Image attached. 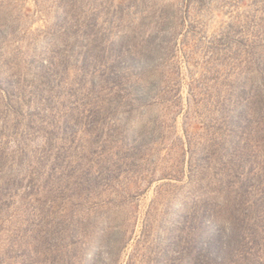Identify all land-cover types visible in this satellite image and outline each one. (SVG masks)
Wrapping results in <instances>:
<instances>
[{
    "label": "rangeland",
    "instance_id": "rangeland-1",
    "mask_svg": "<svg viewBox=\"0 0 264 264\" xmlns=\"http://www.w3.org/2000/svg\"><path fill=\"white\" fill-rule=\"evenodd\" d=\"M0 264H264V0H0Z\"/></svg>",
    "mask_w": 264,
    "mask_h": 264
}]
</instances>
